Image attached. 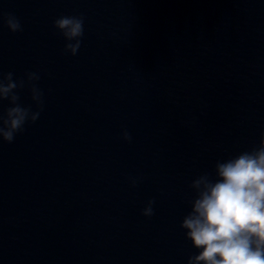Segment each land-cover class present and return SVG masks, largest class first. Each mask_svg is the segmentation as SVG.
Masks as SVG:
<instances>
[{
  "label": "water",
  "instance_id": "1",
  "mask_svg": "<svg viewBox=\"0 0 264 264\" xmlns=\"http://www.w3.org/2000/svg\"><path fill=\"white\" fill-rule=\"evenodd\" d=\"M0 12L22 25L0 24V72L38 71L44 92L39 119L0 146V264H187L190 184L264 134V0H0ZM67 15L84 17L75 56L53 28Z\"/></svg>",
  "mask_w": 264,
  "mask_h": 264
},
{
  "label": "clouds",
  "instance_id": "2",
  "mask_svg": "<svg viewBox=\"0 0 264 264\" xmlns=\"http://www.w3.org/2000/svg\"><path fill=\"white\" fill-rule=\"evenodd\" d=\"M0 24L10 33L22 31L20 20L12 13L0 12ZM53 28L65 45L63 54L75 56L84 36V17L67 15L57 18ZM39 72H28L14 79L12 72H0V146L11 144L26 124H34L44 110V92L38 87ZM27 88L35 111L20 103L19 92ZM123 141L132 137L123 130ZM214 178L205 172L190 184L195 197L189 201L191 211L180 225L186 241L198 254L187 264H264V134L257 146L224 161H217ZM138 178L130 180L132 187ZM154 199L147 201L141 215H154Z\"/></svg>",
  "mask_w": 264,
  "mask_h": 264
}]
</instances>
